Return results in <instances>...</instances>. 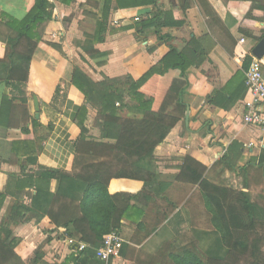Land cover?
Instances as JSON below:
<instances>
[{"label":"crops","instance_id":"crops-1","mask_svg":"<svg viewBox=\"0 0 264 264\" xmlns=\"http://www.w3.org/2000/svg\"><path fill=\"white\" fill-rule=\"evenodd\" d=\"M34 2L0 0V24L22 20ZM47 2L51 6V18L33 53L28 80L22 87L28 114L33 118V97L37 99L40 125L35 130L34 139L28 142V156L34 158L36 164L24 163L25 176H34L38 168L75 174L81 160L74 148L80 135L76 118L80 109L85 108L84 134L88 139L98 141L99 130L93 123L98 111L93 107L101 100L98 84L103 77L137 81L159 63L168 49L166 44L156 41L151 29L136 33L138 22L151 19L158 13L155 8L145 5L147 1ZM250 5L244 0L158 1L162 21L182 24L163 27L160 35L170 36V44L177 50L195 38L205 59L200 67L190 68L186 73L188 88L184 100L188 104V120L185 121L184 116L154 150L152 169L156 174L166 178L167 169L180 166L186 157L210 171L220 162L221 156L226 155L227 164L232 168L229 171L224 167L226 177L229 172H241L247 175L245 181L251 191L264 190V129L243 123L251 100L244 90L245 65L252 49L264 39L263 14L253 10L248 17ZM99 23L104 31L96 40L94 35ZM242 37L246 41L243 46L238 44ZM236 54H243L242 59ZM6 56V45L0 42V59ZM262 59L264 61V57ZM74 80L83 85L88 97L74 85ZM220 91L223 96L218 101L224 98L223 106L208 105L207 99ZM4 96H10V92L0 86V102ZM124 102L128 103V100ZM97 118L101 120L102 116ZM205 123L209 127H205ZM7 137L11 141H20L21 134L10 132ZM25 158L20 156L21 164ZM19 165L0 161V193L5 190L8 174L19 173ZM219 170L215 174H220ZM210 174H206L207 178ZM221 177L223 173L216 181ZM196 189L174 183L164 195L155 188L149 203L142 199L131 203L119 231L127 248L108 264H140V253L155 256L157 250L182 232L193 236L198 247L207 251L215 234L202 228L208 215ZM54 190L55 181H52L50 193ZM142 191L143 183L136 180L114 179L107 187L109 195L136 196ZM34 195V189H29L13 199L28 206ZM10 200L7 197L0 208V223ZM27 217L28 223L16 236V254L28 262L33 251L40 249L44 254L41 264H62L70 254L63 242L64 230L54 231L50 221L39 213L31 212ZM9 228L16 229L13 224ZM74 240L77 241L78 236H74ZM85 257V264H95L94 258Z\"/></svg>","mask_w":264,"mask_h":264},{"label":"trees","instance_id":"trees-1","mask_svg":"<svg viewBox=\"0 0 264 264\" xmlns=\"http://www.w3.org/2000/svg\"><path fill=\"white\" fill-rule=\"evenodd\" d=\"M140 1H147L145 5L158 13L138 22L136 33L151 29L156 41L168 46L167 52L137 81L103 77L98 84L101 100L98 105L94 104L98 115L102 116L97 123L98 141L84 134L85 108L80 109L76 118L80 135L74 148L81 160L75 174L38 168L34 176H25V164H36V160L28 156V142L34 139L40 125L28 114L22 87L28 80L33 53L50 21L51 6L47 0H35L22 20L0 24V42L7 49L5 59H0V86L10 92V96L2 97L0 102V161L20 164L19 173L8 174L5 190L0 193V208L7 197L11 199L0 223V264H41L44 254L40 249L33 251L28 262L15 252L17 233L28 223L27 214L31 212L46 217L54 231L63 229L65 237L78 236L77 242L86 246L83 251L70 249L62 264H85V256L94 258L95 264H105L97 258V250L104 236L119 234L121 221L127 218L131 203L138 199L149 203L155 188L164 195L174 183L197 188L208 215V230L214 232L215 240H211L207 251H202L193 236L187 232L178 233L170 243L157 250L155 256L140 253V264H264V190L251 195L245 180L241 189H237L216 181L217 174L211 179L206 176L208 172L215 174L217 169L223 173L224 167L232 171L226 155H222L210 171L187 157L180 166L167 169L166 178L152 169L154 150L184 119L188 110L184 100L188 88L186 73L190 68L200 67L205 55L195 38L181 50L174 48L170 44L172 38L160 35V29L182 24L160 19L159 0ZM244 1L251 4L248 17L251 11L258 10L264 21V0ZM103 31L99 23L94 38L98 40ZM249 63L250 60L246 62L245 71ZM73 83L88 97L83 85L77 80ZM222 94L221 91L214 93L207 99L208 105L222 107L224 98L218 101ZM205 127L209 124L205 123ZM10 132H19L20 141L9 140ZM20 156L27 157L22 164ZM114 179L140 181L143 191L136 196L109 195L107 187ZM52 181H55L54 193H50ZM29 189L35 191L30 205L13 199ZM10 224L16 229H10ZM124 248L127 247L122 243L120 255Z\"/></svg>","mask_w":264,"mask_h":264},{"label":"built area","instance_id":"built-area-1","mask_svg":"<svg viewBox=\"0 0 264 264\" xmlns=\"http://www.w3.org/2000/svg\"><path fill=\"white\" fill-rule=\"evenodd\" d=\"M139 19L136 18V21ZM239 45L246 44L242 37ZM243 54H236L239 59H242ZM250 63L245 71V90L250 97V103L247 105L246 113L243 117V123L248 126L260 127L264 129V61L257 59L251 54L249 55ZM63 242L67 249L77 247L75 251H83L86 246L78 243L73 238L65 237ZM122 246V239L119 234H109L103 237L102 244L97 250V258L105 264H108L112 259L117 258Z\"/></svg>","mask_w":264,"mask_h":264},{"label":"rangeland","instance_id":"rangeland-1","mask_svg":"<svg viewBox=\"0 0 264 264\" xmlns=\"http://www.w3.org/2000/svg\"><path fill=\"white\" fill-rule=\"evenodd\" d=\"M95 100V99H94ZM96 101V100H95ZM93 109L95 110V111H97V109H95V107H93ZM97 117H99V115H98V113H96V115H95V118H94V125L97 127V123H99V121L100 120H98V118ZM226 172V171H225ZM225 172H223V177H221V179H219L218 180V182H220V183H223V184H225V185H227V186H233V187H235V188H237V189H241V187H242V185H243V181L244 180H246V177H247V175L246 174H242L241 172L240 173H237L236 171H234L233 173H231V172H229V176L228 177H226L225 176ZM219 173L221 174V172L219 171ZM220 174H218L219 176H220ZM216 174H214L213 172H211V174H210V179H211V177L213 178V177H216L215 176ZM217 175V176H218ZM246 176V177H245ZM263 190L262 189H259V190H252L251 191V195H258L259 193H261ZM202 228L203 229H210L209 228V224H208V221L206 220H203V223H202ZM15 230V229H14Z\"/></svg>","mask_w":264,"mask_h":264},{"label":"water","instance_id":"water-1","mask_svg":"<svg viewBox=\"0 0 264 264\" xmlns=\"http://www.w3.org/2000/svg\"><path fill=\"white\" fill-rule=\"evenodd\" d=\"M251 55L257 59H262L264 57V39H262L251 51ZM33 106L35 111L34 118L37 120L39 117V108H38V102L35 97H33ZM185 121L188 120V112L185 113ZM74 250L77 249V247H73Z\"/></svg>","mask_w":264,"mask_h":264}]
</instances>
